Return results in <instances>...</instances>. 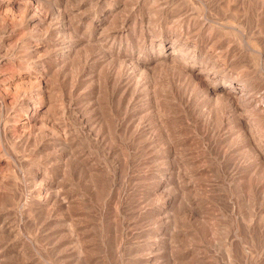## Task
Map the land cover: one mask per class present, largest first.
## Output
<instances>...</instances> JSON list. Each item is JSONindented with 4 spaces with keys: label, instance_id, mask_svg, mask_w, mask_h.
Listing matches in <instances>:
<instances>
[{
    "label": "rangeland",
    "instance_id": "374dc122",
    "mask_svg": "<svg viewBox=\"0 0 264 264\" xmlns=\"http://www.w3.org/2000/svg\"><path fill=\"white\" fill-rule=\"evenodd\" d=\"M24 1L28 2L30 0H0L1 3L0 44L3 43L2 45H4V47L7 48V52L12 55L11 56L12 58L10 57V59H7L3 62L2 69L0 71V104L2 105V106L0 105V109L2 110V114L5 112L4 113L5 116L10 114V112L12 113L14 109L21 107L20 104H18L19 92L26 89L25 92L27 96L29 95L28 90L29 89L33 90L36 87L37 83L35 81L34 74L36 73L38 74L39 71L31 70L29 67L30 64L28 62L33 59H37L38 57H41L38 59H46L47 56L46 52L45 53L43 52L46 51L44 50L45 47H43L41 52L44 53L45 55L39 53L37 54L39 56L35 55L31 59L26 52V47L28 43L31 41V44H34L37 42L38 39L42 42L43 40H50V39L51 40L53 39L54 41H58V40L62 41V40H69V38H73V37H67L65 35L64 37L63 35L60 34H56L58 36L55 39H54V35L53 37L51 36L52 38L50 36L44 38V36H48L47 33L45 34L46 29L44 28V26L43 27L39 26V31H37L38 28L32 29L31 31L30 28H32L33 23L31 22L29 25H26L24 21L20 19L19 16L22 14V6L25 4ZM50 1L54 2L53 8L51 9L47 8V9L49 12H51L50 15L52 16L53 21L59 20V14H58L59 12L63 14L65 12L67 15L69 14L68 16H70V19L73 22L74 27L78 28L79 31L78 35L80 36L82 35V32L85 31L87 33L88 29H92L91 27H93L94 24H96V19L98 18V15L107 14L108 21L104 25L106 27H103V29L106 28L107 31L102 29L103 34L107 35L106 32H108V35L110 36V34L111 35L114 34L116 29L124 30L122 31V36H121L122 40L118 36L116 42H120L121 48L124 51L127 50L128 52H131L132 51L131 49H133L132 52L133 54H135L133 55V57L135 58L137 56L138 57H141L142 55L144 56V54L148 52V50H150L149 45H147L150 39L153 38L157 39L166 36H170L175 39L177 36L179 38L187 37L190 41L192 42L195 41V43H197V45L201 49L203 48L202 52L203 51L207 52L205 54L203 52L205 60L209 58L211 60L218 59L220 63L222 62L226 63L227 67L226 65H223V67L226 68L225 70L228 69L227 71L230 75L232 74L231 75L232 80L236 79L235 81L238 80L237 82L239 81L245 82L244 80L245 78L248 80L250 79L251 81L250 83L252 85L251 93L253 92L252 95L254 101L257 103H261V101H263L262 103L264 104V81H263L264 79V72H263L264 71V58H263L264 57V45H263L264 17H261L259 12L257 13L254 10L253 11L256 14L253 11L251 12L249 11L247 13L242 12V9H240L239 6H236V4H232L231 0H227V1L216 0V3L215 0L212 1L203 0V2L202 0H161V1L152 0V2L151 0H136V1L135 0L132 1L131 0H123V1L122 0H105V1L76 0L78 3L75 0H71V1L58 0L59 2H56L55 0H50ZM80 1H82V3H80ZM205 1L208 2L207 3L208 5L206 4ZM221 1L222 2L224 1L223 3L225 2L226 3L223 4ZM110 2H114V3H110ZM213 2L215 3V5ZM37 3L36 2L33 3L32 5L34 7L33 10H37L39 15L44 14V12L47 11V9L44 6L45 4L43 5L42 3H40V1H38ZM69 3H71V5ZM75 3L82 4L85 11L83 10V8H81L83 11L81 9H76L77 4ZM93 4H95L96 6H94ZM65 5L67 8H65ZM123 5L124 8L122 7ZM125 5L127 6L126 8ZM54 6L58 10L55 9ZM204 6L205 7L208 6L206 10ZM189 7H191L193 10ZM98 8L100 9L98 10ZM119 9L122 12L119 11ZM94 10L96 11V14ZM100 10L102 11L100 12ZM180 11L181 13H179ZM71 12H73V15L75 14L73 16L74 18L71 17L72 16ZM113 12L116 13L117 15L116 18ZM118 13L120 16H118ZM150 14H152L153 16ZM149 15L150 17H148ZM208 16L211 17L209 18ZM79 17H81V19ZM111 17L113 18L112 20H110ZM75 18L76 20H74ZM147 18L149 19V22L147 21ZM205 19L206 20L208 19L207 20L208 22ZM109 20L113 22H110ZM212 20L214 21L213 23ZM254 21L256 23V26L253 25L255 24ZM6 22L8 23V25ZM133 23L134 26H132ZM244 23H246V26H243ZM86 24L89 25L87 26ZM207 24H209L210 26ZM3 25L5 27L6 26L9 27L6 30H3L4 29ZM160 25L162 28L158 27ZM133 27L136 28L134 29ZM155 28L157 31L155 30ZM251 29L253 30L251 31ZM130 32H133L134 34L133 33L132 34L134 36L132 34L130 35ZM179 33L181 34L179 35ZM127 34L128 36L129 35L130 36L128 37ZM154 35L156 37H154ZM109 36L106 39L107 42H105L106 46H108V44H110L111 42ZM142 36L144 37L146 36L145 37L146 40ZM28 37L32 39L30 40ZM178 37L177 39H179ZM2 39L5 40L3 41ZM137 39L138 41L139 40L141 41L138 42ZM261 39L263 43H261L262 42ZM198 40H200V42ZM127 44L128 47H126ZM243 46L246 47V49ZM219 47H222L223 49ZM248 47H250V49ZM229 49L231 51H229ZM11 51H13L14 54H12ZM237 51L240 53H238ZM41 55H44V57ZM217 56H219V58H216ZM97 57L98 55L93 57L90 63L93 64L92 62L94 61L95 58L97 59ZM134 62L135 61L130 62L131 65H133ZM125 63H122L124 67L122 65L115 66L118 75L122 71L123 73L126 71L128 73V76H126L127 73H125L126 77L122 76V78L124 77L123 78L124 85H126L127 83L129 85V88H127L124 91V96H125V98H123L125 99L124 101L122 99H121L122 101L120 100L118 101L117 98L114 96L113 82L108 81L104 73L106 72V67L103 69L102 72V76H104L105 78H103L102 76H101L102 79L97 78V76H95L96 73L95 74L92 73L94 75V80H93V75L88 74L90 78V79L88 78V81H87L88 76L86 75V72L89 69H87L85 73L80 74L78 76L74 74L73 75L74 78L76 77L77 79H74L73 76H71L69 73L56 74L50 72L48 74V77L46 74V78L43 83V88H45L46 91V97L42 101V104L40 105L37 111V121L36 122L32 121L29 123L30 125L28 124L24 127L26 129L25 130L26 134L29 133L28 134L29 139L28 141H25L27 143L25 142L18 143L17 141H15L16 139L14 138V134L16 135L19 131L21 132V130L23 129V126H21V124L24 121L22 119L19 120L18 123L17 121L14 122L15 120H11V122H9L8 124L9 125L8 128L10 130V133L8 134L9 136H6L7 134L5 133H0L1 135L0 136V210H1L0 213H2L0 214V216H2L1 218L3 219L6 218L8 220L7 221L5 219L7 223L8 224L11 223L9 224L10 229L11 230L13 229V232L11 231L12 235L10 234L6 238L0 236V245H5V244L9 245V248L13 250H18L20 248L19 251L21 250V254L23 255V258L21 257L22 260L19 257L17 258L18 260L16 258H13L12 260H10V263L11 264H264V232H263L264 230V179H263L264 161L261 160L262 156H264L263 153L264 148L262 149V147L264 146L263 145L264 126H261L260 129L255 125L256 128H254L253 124L248 125V122L245 119L244 122L245 124L247 123L246 124L247 127L250 126L248 128L249 130L245 131L244 129H242L243 127L240 126L242 124L237 123L236 118L227 117L226 115L224 116L225 117L224 123L222 121V124L220 125L219 121L218 123L216 121H213L214 119L211 118L212 116L211 114H210L211 116L208 117L209 116L208 113L211 112V109L213 107L210 106L212 105L209 104L211 103V101L208 97L204 95L200 86L198 84L196 85V83L191 82L187 79H185L186 81L183 82L182 84L181 81H184L183 80L184 77L179 78L178 76H176L173 79V77H171V75L169 76L167 72L164 74L163 73L159 74V72L157 73L154 72V74H152L151 72L147 71L146 74L149 80L148 83L150 82L149 84L151 83L154 84L151 85L147 84L148 92H146L145 91L146 85L145 84L144 86L142 85L145 82L144 73L143 74L140 73V70H138L137 68H134L135 70L132 69L134 66L129 65L128 64L129 62L126 63L127 65ZM124 64L126 65V67ZM104 66L106 65L104 64ZM117 66H120L121 69L123 70H121L120 67L118 69ZM208 66H210L209 63ZM132 71L135 74L131 73ZM27 72H29V75L26 76V74H28ZM138 73L139 75H137ZM149 73H151L152 76H157V75L158 76L152 77L150 76L151 74ZM161 74L163 76H161ZM62 76H64V78ZM67 76L69 79L71 77L70 79L71 81L73 79L74 80L71 82L67 78ZM82 77L83 79L85 78L84 80L87 83L82 79ZM134 77L135 79H133ZM138 77H141L140 80L142 79L138 83L139 86H137L138 84L136 83L139 80ZM149 77L153 79V81L152 80L150 81ZM167 78L170 79L168 80ZM96 79H97V83L96 84L92 83L94 81L96 82ZM154 79L156 81L158 79V81L156 82ZM179 79L181 80L179 81ZM131 80H133L134 83H132ZM168 81H170L172 85L170 84V82L168 83ZM187 81H189L188 82L189 84L188 83L186 84ZM99 83H102V85L100 86ZM155 83L156 86L161 87V89L158 87L152 89L156 87L154 86ZM134 84H137L136 86L138 88H135L136 86ZM83 85L85 86L83 87ZM92 86H94L95 89L92 88ZM98 86L101 89L105 88L103 90L105 93H102L103 91L97 88ZM166 86H169L168 87L169 89ZM171 87H173L172 89H174V91L171 89ZM187 87H189L190 89H188ZM139 88L141 89L140 91L142 90L144 91L140 93L139 91L137 92L136 90H138ZM175 88H177V90ZM111 89L112 92L110 91ZM198 90L200 91L198 92ZM258 90H260V92ZM97 91L100 94H98ZM189 91H190V95L188 96ZM92 92L93 94L94 93L95 94L93 95ZM200 92H202L204 96L201 95L202 93L200 94ZM256 92L258 94H256ZM156 93L159 94L157 95ZM131 94L132 96L136 97V99L131 97ZM100 95L102 96L104 95L105 97L104 96L101 97ZM128 95L130 96L128 97ZM151 95L152 97H150ZM138 96L141 97L142 99L139 98ZM197 96L199 97V99ZM112 99H114V101ZM257 99L260 100L258 101ZM129 100L130 102L133 103L126 102ZM142 102L144 103L142 104ZM123 103L124 105L126 104V106H124ZM126 107L128 110L125 109ZM219 109L223 110V106H221ZM134 110H136V112ZM141 110L143 111L141 112ZM45 111H47V113ZM125 113L128 114L130 113V114L126 115ZM134 114H136L137 117ZM203 116H205V118ZM209 118L212 120H210ZM152 120L154 123L152 122ZM86 122H88L89 125H87ZM33 123L34 125L32 126ZM224 124H226L227 126ZM165 126L166 128L164 129ZM234 126H236L237 128ZM89 127L91 128V131L86 130ZM224 128L226 131L224 130ZM239 128L241 129V132L242 130H244L243 133L248 135V136L246 135V137L244 136L245 138L248 137L247 140L244 139V137L239 136L241 135L239 134L241 133L239 132L240 131ZM252 129L254 130V132ZM233 130L236 132H234ZM222 132L225 133L223 134ZM226 132L228 134V137L226 135ZM233 133L234 134L236 133L237 135L236 134L234 135ZM181 134L182 136H180ZM257 134L258 135L260 134L259 137ZM223 135H226L224 136L223 139L224 141L221 139L223 138ZM252 136L254 140L255 139L257 140L259 138L261 139V141L259 139L257 140L258 142L253 141L251 139ZM255 136L256 138H254ZM2 137H4V139ZM227 138L230 139L227 140ZM236 138L242 139L244 143L242 141L237 143V141H239L240 139L237 140ZM52 139L55 140L53 141ZM248 139L249 141L250 140L251 141L249 142ZM33 140L36 142H34ZM52 141L53 143H51ZM259 141L262 144V146L259 143ZM250 143H252L254 146L250 145ZM235 144L237 145V147L238 146L239 147L237 148ZM245 144L247 146H245ZM255 146L257 147L255 148ZM245 147L250 148L251 152L250 151L248 152L249 149ZM253 148L255 149V151ZM150 149L151 151H149ZM239 149L240 151H242L243 149V151L240 152ZM252 149L256 155L252 152ZM213 151L215 154L213 153ZM250 153L251 155L252 154L253 155L251 156ZM258 156H260L261 158L259 159ZM77 159L81 161L79 162ZM219 159L222 160L220 161L222 163L219 162ZM259 161H263V162H259ZM253 163L256 165V169L254 168L255 166H253L254 165ZM258 167H260L263 171ZM258 169L261 170L260 174H259L260 170ZM79 170L80 172H78ZM94 170L97 172H95ZM251 171H253V173ZM229 173L231 174L229 175ZM188 175L190 176L188 177ZM211 176H213V179ZM188 179L190 180L187 181ZM84 180L85 182H83ZM218 182L221 183L219 184ZM111 183L114 187L111 185ZM195 183L198 186H195ZM225 184L228 186H226ZM243 186L245 187V189ZM96 189L97 191H95ZM35 191L37 193L40 192V196H37V193ZM56 191L59 193H57ZM198 191H200V196ZM47 192L49 193L45 195L44 193ZM30 193L31 195H29ZM34 193H36V195ZM60 193L62 197L60 196ZM210 193L212 194L210 195ZM42 194L47 199L43 198ZM56 194L57 195L59 194L61 199L56 198V200H54ZM180 194L183 196V198L185 196L184 199H186V197L191 198V200L193 199L192 217H191L192 219L189 225L185 222V212H183L185 206V200L182 198ZM25 197L27 199H25ZM246 198L248 199L249 202H247ZM58 199L59 201L63 199V203L64 204L66 203L68 207H66V205H64V207L61 206ZM205 199L207 200L205 201ZM66 200L68 202H66ZM36 201H39L40 206L34 208L29 205V203H33V202L38 203ZM56 202L57 204L55 205L54 203ZM47 205L49 207L50 205H53L52 207H54V209H52V207L51 209L54 210L55 212L51 211V209H49ZM195 209H198L199 213L197 212V214H195ZM226 209L229 210L227 211ZM47 210H50V213L49 211L47 212ZM2 211L3 212L5 211V213H3ZM45 211L47 212L46 215H44ZM233 213L237 215H233ZM198 215H200L199 217L202 218L199 219ZM209 215H211L212 217ZM12 221H14L15 223ZM211 223L212 225L209 227ZM199 224L200 226H198ZM214 229L216 230V232H214L215 231ZM188 235L191 236L188 237ZM12 238H14L13 241ZM10 240L12 243L9 242ZM189 241H191V243ZM188 242L190 243V245H188L189 244ZM216 242L218 243L219 246L217 245ZM191 245L193 246V248ZM195 245H197L198 247ZM191 249L192 250L196 249V250L193 253ZM183 251H185L186 253H184ZM187 252L189 253L188 260L185 258ZM194 256H196L198 259L196 260V257ZM24 260L25 263L23 262Z\"/></svg>",
    "mask_w": 264,
    "mask_h": 264
},
{
    "label": "bare ground",
    "instance_id": "6f19581e",
    "mask_svg": "<svg viewBox=\"0 0 264 264\" xmlns=\"http://www.w3.org/2000/svg\"><path fill=\"white\" fill-rule=\"evenodd\" d=\"M38 1H40V3H42L44 6H45V8L47 9H51V8H53V3L54 2H52V1H50V0H30V1H28V2H25V4L22 6V14L21 15H19L20 16V19L22 20V21H24V23L26 24V25H29L31 22L33 23V26H32V28H30L31 29V31H32V29H35V28H38L37 29V31H39V26L41 27H43L44 26V28L46 29L45 30V34L47 33V35L48 36H44V38L45 37H53V35H54V39L55 38H57V36L58 35H56V34H60V35H65V36H67V37H73V38H69V40H62V41H60V40H58V41H54L53 39L51 40H43L42 42L38 39L37 40V42L36 43H34V44H31V41L28 43V45H27V47H26V52H27V54L30 56V58L32 59L35 55H37V54H39V53H42L41 51H42V48L43 47H45V49L44 50H46V51H43L44 53L46 52V54H47V56H46V59H38V58H41V57H38L37 59H33V60H31V61H29L28 63L31 65H29V67H30V69L31 70H34V71H39V73L37 74H34V78H35V81H36V87L35 86H33V87H35L33 90H31V89H29L28 90V92H29V95H27L26 96V92H25V90H22L21 92H19V103L18 104H20V108H17V109H14L13 110V112L11 113L10 112V114H8V115H6L5 116V112L2 114V110L0 111V133H5V134H7L6 136H9L8 134L10 133V130H9V128H8V124H9V122H11V120H15L14 122H16L17 121V123H18V121L19 120H23L24 122L21 124V126H23V129L21 130V132L19 131L16 135L14 134V138L16 139H14L15 141H17L18 143H20V142H25V141H28V139H29V133L28 134H26V132H25V126L26 125H28L30 122H36L37 121V111H38V109H39V107H40V105L42 104V101L45 99V97H46V91H45V88H43V83H44V80H45V78H46V74H47V77H48V74L50 73V72H53V73H56V74H65V73H69L71 76H73L74 74L75 75H80V74H83V73H85L86 72V70L87 69H89L87 72H86V75L88 76V74L89 75H91L92 73L93 74H95L96 73V75L95 76H97V78H101V76H102V72H103V69L106 67V72H104L105 73V75H106V77H107V80L108 81H112L113 82V87H114V96L117 98V100L119 101H124L125 99H123V98H125V96H124V91L127 89V88H129V85H128V83L126 84V85H124V77H126V76H128V73H127V71L126 72H124L123 73V71L118 75V72H117V70H116V68H115V66L116 65H122L123 66V64L122 63H127V62H129L128 64L129 65H131V63L130 62H133V61H135L134 62V64L133 65H131V66H134L132 69H134V68H137L138 70H140V73H144V80H145V82L143 83V82H141V83H143L142 85L144 86V84L146 85L145 86V88H146V92H148L147 91V88H148V86H147V84L148 85H151V84H154V83H151V84H149L148 83V78H147V74H146V72L147 71H149V72H151L152 74H154V72H159V74L160 73H168L169 74V76L171 75V77H173V79L176 77V76H178L179 78L181 77H184L183 78V80L184 81H181V83L183 84V82H185L186 80L185 79H187V80H189V81H191V82H194V83H196V85L198 84L199 86H200V88H201V90H202V92L204 93V95L206 96V97H208L209 99H210V101H211V103H209V104H212V105H210V106H212L213 108L211 109V112L210 113H208L209 114V116L208 117H210L211 115V118L212 119H214L213 121H216L217 123H218V121H219V124L221 125L222 124V121H223V123H224V116L226 115L227 117H233V118H236L237 119V123H239V124H242V125H240V126H242V127H240V128H242V129H244L245 131L246 130H249L248 128L250 127H247V123L245 124V119L247 120V122H248V125L249 124H253V126H254V128H256V126L258 127V128H260L261 129V126H264V104L262 103L263 101H261V103H257V102H255L254 101V98H253V95H252V93H251V88H252V85H251V81H250V79L248 80V79H244L245 80V82L244 81H239V82H237V81H235V80H232L231 79V75L228 73V69L227 70H225L226 68L225 67H223V65H226V67H227V64L226 63H220L219 61H218V59L216 60V59H206L205 60V57H204V55H203V52H202V49L197 45V43H195V41L194 42H192V41H190L187 37H183V38H179L178 36V38L179 39H177V37H176V39L175 38H172V37H170V36H166V37H160V38H157V39H155V38H153V39H148L149 40V42H148V44L147 45H149V47H150V50H148V52H146L145 54H144V56L142 55L141 57H133V55H135V54H133V49H131L132 51V53L131 52H128L127 50L126 51H124V50H122V48H121V44H120V42H116V39L118 38V36L120 37V39H121V36H122V31H124V30H118V29H116L115 30V32H114V34L113 35H111L110 34V36L108 35V32H106L107 31V29L105 28V29H103V27H106V26H104L105 24H106V22L108 21V15L107 14H104V15H98V18L96 19V24H94V26L93 27H91L92 29H88V32L86 33L84 30V32H82V35L80 36V35H78V28L77 27H74V25H73V22L71 21V19H70V16H68L65 12H64V14L63 13H60L59 11L60 10H62V9H60L58 12V14H59V20L58 21H53V18H52V16L50 15V13L51 12H49L48 11V9H47V11H45L44 12V14H41V15H39V13L37 12V10H33V3H37ZM41 1H43V2H41ZM56 2H59L58 0H55ZM71 1V0H70ZM76 1V0H75ZM93 1V0H92ZM99 1V0H98ZM105 1V0H104ZM103 1V2H104ZM123 1V0H122ZM132 1V0H131ZM136 1V0H135ZM154 1V0H153ZM161 1V0H160ZM159 1V2H160ZM212 1V0H211ZM227 1V0H226ZM61 2V1H60ZM63 2V1H62ZM69 2V1H68ZM68 2H67V4H68ZM77 2V1H76ZM97 2V1H96ZM95 2V3H96ZM107 2V1H106ZM109 2V1H108ZM118 2V1H117ZM117 2H115V3H117ZM151 2H152V0H151ZM158 2V1H157ZM187 2V1H186ZM202 2H203V0H202ZM206 2V1H205ZM222 2V1H221ZM224 2V1H223ZM222 2V3H223ZM231 2H232V4H236V6H239L240 7V9H242V12H245V13H247V12H251V11H256L257 13L259 12L260 13V16L261 17H264V0H231ZM4 3V2H3ZM73 3V2H72ZM78 3V2H77ZM77 3H75V4H77ZM80 3H82V1H80ZM77 4V7H76V9H81V8H83V5L82 4ZM92 3V2H91ZM110 3H114V2H110ZM109 3V4H110ZM164 3V2H163ZM208 2H206V4H207ZM214 3V2H213ZM215 3H216V0H215ZM215 3H214V5H215ZM226 3V2H225ZM225 3H223V4H225ZM38 4V3H37ZM61 4V3H60ZM70 5H71V3H69ZM102 4V3H101ZM104 4V3H103ZM108 4V5H109ZM136 4V3H135ZM142 4V3H141ZM160 4H162V3H160ZM186 4V3H185ZM203 4V3H202ZM0 5H1V3H0ZM94 6H96L95 4H93ZM105 5V4H104ZM113 5V4H112ZM153 5H155V4H153ZM208 5V4H207ZM212 5V4H211ZM222 5V4H221ZM63 6H64V4H63ZM87 6V5H86ZM90 6V5H89ZM186 6V5H185ZM227 6V5H226ZM225 6V7H226ZM233 6V5H232ZM10 7V6H9ZM8 7V8H9ZM88 7V6H87ZM92 7V6H91ZM90 7V8H91ZM99 7V6H98ZM112 7V6H111ZM123 8H124V5L122 6ZM127 6L125 5V8H126ZM156 7V6H155ZM160 7V6H159ZM187 7V6H186ZM208 6H204V8H205V10H206V8H207ZM235 7V6H234ZM54 8H55V6H54ZM65 8H67L66 7V5H65ZM65 8H64V10H65ZM75 8V7H74ZM73 8V9H74ZM102 8V7H101ZM132 8V7H131ZM138 8V7H137ZM157 8V7H156ZM167 8V7H166ZM183 8V7H182ZM189 8H191V7H189ZM217 8V7H216ZM230 8H231V6H230ZM45 9V10H46ZM55 9H57V8H55ZM92 9V8H91ZM100 8H98V10H99ZM103 9H104V7H103ZM116 9V8H115ZM122 9V8H121ZM186 9V8H185ZM192 9V8H191ZM10 10V9H9ZM20 10V9H19ZM54 10V9H53ZM52 10V11H53ZM58 10V9H57ZM64 10H62V11H64ZM69 10V9H68ZM70 10H71V8H70ZM82 10V9H81ZM83 10H84V8H83ZM82 10V11H83ZM87 10H89V9H87ZM181 10V9H180ZM193 10V9H192ZM211 10V9H210ZM232 10V9H231ZM73 11V10H72ZM85 11V10H84ZM102 10H100V12H101ZM116 11V10H115ZM118 11V10H117ZM119 11H121L120 9H119ZM147 11V10H146ZM149 11V10H148ZM184 11V10H183ZM182 11V12H183ZM191 11V10H190ZM238 11V10H237ZM253 11V12H254ZM56 12V11H55ZM55 12H54V14H55ZM70 12V11H69ZM77 12H79V11H77ZM94 12H95V14H96V11L94 10ZM98 12V11H97ZM122 12V11H121ZM192 12V11H191ZM217 12V11H216ZM239 12V11H238ZM72 13V16L71 17H73L74 15H73V12H71ZM74 13H76V12H74ZM84 13V12H83ZM87 13H88V11H87ZM86 13V14H87ZM111 13V12H110ZM114 13V12H113ZM148 13V12H147ZM167 13V12H166ZM179 13H181V11L179 12ZM190 13V12H189ZM196 13V12H195ZM241 13V12H240ZM239 13V14H240ZM255 13V12H254ZM53 14V13H52ZM79 14V13H78ZM81 14H82V12H81ZM93 14V13H92ZM109 14V13H108ZM115 14V18H116V13H114ZM161 14V13H160ZM191 14V13H190ZM189 14V15H190ZM210 14V13H209ZM228 14V13H227ZM256 14V13H255ZM254 14V15H255ZM63 15V16H62ZM150 15H152V14H150ZM150 15L148 16V17H150ZM155 15V14H154ZM201 15V14H200ZM17 16H18V14H17ZM76 16H77V14H76ZM84 16V15H83ZM114 16V15H113ZM118 16H120L119 15V13H118ZM123 16V15H122ZM126 16V15H125ZM146 16H147V14H146ZM153 16V15H152ZM171 16V15H170ZM184 16V15H183ZM196 16V15H195ZM204 16V15H203ZM236 16V15H235ZM239 16V15H238ZM56 17H57V15H56ZM82 17V16H81ZM81 17H79L80 19H81ZM86 17V16H85ZM90 17V16H89ZM94 17V16H93ZM156 17V16H155ZM158 17H160V16H158ZM162 17V16H161ZM200 17V16H199ZM206 17V16H205ZM204 17V18H205ZM209 17V16H208ZM211 17V16H210ZM209 17V18H210ZM74 18V17H73ZM87 18V17H86ZM110 18V17H109ZM121 18V17H120ZM125 18H127V17H125ZM124 18V19H125ZM143 18V17H142ZM145 18V17H144ZM153 18V17H152ZM236 18V17H235ZM248 18V17H247ZM55 19V18H54ZM93 19V18H92ZM113 18L111 17V19L110 20H112ZM188 19V18H187ZM212 19V18H211ZM240 19H241V17H240ZM74 20H76V18L74 19ZM85 20V19H84ZM94 20V19H93ZM109 20V21H110ZM118 20H119V18H118ZM127 20V19H126ZM129 20V19H128ZM132 20H134V19H132ZM143 20V19H142ZM146 20V19H145ZM206 20V19H205ZM208 20V19H207ZM206 20V21H207ZM237 20V19H236ZM83 21V20H82ZM89 21H90V19H89ZM125 21V20H124ZM131 21V20H130ZM139 21H141V20H139ZM147 21L149 22V19L147 18ZM172 21V20H171ZM177 21V20H176ZM202 21V20H201ZM200 21V22H201ZM205 21V22H206ZM240 21V20H239ZM242 21H243V19H242ZM256 21V20H255ZM255 21H254V23H255ZM88 22V21H87ZM92 22V21H91ZM94 22V21H93ZM110 22H113V21H110ZM110 22H109V24H110ZM118 22V21H117ZM119 22H120V20H119ZM144 22V21H143ZM159 22V21H158ZM161 22H162V20H161ZM186 22V21H185ZM208 22V21H207ZM214 21L212 20V23H213ZM246 22V21H245ZM7 23V22H6ZM78 23H80V22H78ZM90 23V22H89ZM116 23V22H115ZM126 23V22H125ZM135 23V22H134ZM134 23H133V25L132 26H134ZM137 23V22H136ZM204 23V22H203ZM203 23H202V25H203ZM243 23V22H242ZM4 24V23H3ZM77 24V23H76ZM75 24V25H76ZM124 24V23H123ZM132 24V23H131ZM173 24V23H172ZM184 24V23H183ZM199 24V23H198ZM205 24V23H204ZM7 25H8V23H7ZM79 25V24H78ZM87 25V24H86ZM89 25V24H88ZM87 25V26H88ZM112 25V24H111ZM110 25V26H111ZM181 25V24H180ZM179 25V26H180ZM190 25H191V22H190ZM195 25V24H194ZM207 25H209V24H207ZM233 25V24H232ZM254 26H256V23L255 24H253ZM4 26V25H3ZM119 26V25H118ZM121 26V25H120ZM124 26V25H123ZM136 26H137V24H136ZM139 26H141V25H139ZM156 26V25H155ZM210 26V25H209ZM215 26V25H214ZM239 26V25H238ZM243 26H246V23H244L243 24ZM264 26V25H263ZM9 27V26H8ZM7 26L5 27L4 26V29L3 30H6L7 28H8ZM112 27V26H111ZM159 28L161 27V25L160 26H158ZM201 27V26H200ZM202 27H204V26H202ZM206 27V26H205ZM248 27V26H247ZM2 28V27H1ZM115 28H117V27H115ZM121 28V27H120ZM134 29L136 28V27H133ZM158 28V29H159ZM162 28V27H161ZM180 28V27H179ZM190 28V27H189ZM196 28H198V27H196ZM195 28V29H196ZM235 28V27H234ZM252 28H254V27H252ZM11 29V28H10ZM9 29V30H10ZM42 29V28H41ZM81 29V28H80ZM106 30L105 32L107 33V35H104L103 34V30ZM147 29V28H146ZM173 29V28H172ZM185 29V28H184ZM210 29V28H209ZM229 29V28H228ZM258 29H259V27H258ZM1 30V29H0ZM108 30H109V28H108ZM113 30V29H112ZM141 30H142V28H141ZM155 30H156V28H155ZM163 30H165V29H163ZM167 30V29H166ZM174 30V29H173ZM206 30V29H205ZM253 29H251V31H252ZM34 31V30H33ZM36 31V30H35ZM43 31V30H42ZM131 31V30H130ZM157 31V30H156ZM177 31V30H176ZM186 31V30H185ZM184 31V32H185ZM193 31V30H192ZM191 31V32H192ZM208 31V30H207ZM240 31H241V29H240ZM247 31V30H246ZM250 31V30H249ZM111 32V31H110ZM141 32V31H140ZM139 32V33H140ZM146 32V31H145ZM160 32V31H159ZM158 32V33H159ZM168 32V31H167ZM201 32V31H200ZM205 32V31H204ZM215 32V31H214ZM238 32H239V30H238ZM257 32V31H256ZM2 33V32H1ZM6 33V32H5ZM11 33V32H10ZM133 32H130V35L132 34ZM142 33H144V32H142ZM166 33V32H165ZM171 33V32H170ZM175 33V32H174ZM177 33V32H176ZM206 33H208V32H206ZM37 34V33H36ZM45 34H43V35H45ZM125 34V33H124ZM134 34V33H133ZM132 34V35H133ZM167 34V33H166ZM181 33H179V35H180ZM214 34V33H213ZM247 34V33H246ZM12 35V34H11ZM56 35V36H55ZM59 35V36H60ZM78 35V36H77ZM129 35V36H130ZM139 35V34H138ZM141 35V34H140ZM148 35V34H147ZM185 35V34H184ZM201 35V34H200ZM242 35H244V34H242ZM62 36V37H63ZM64 36V37H65ZM77 36V37H76ZM110 37V39H111V42H110V44H108V46H106V44H105V42H107V37ZM127 36H128V34H127ZM128 36V37H129ZM134 36V35H133ZM183 36V35H182ZM209 36V35H208ZM207 36V37H208ZM258 36V35H257ZM51 37V38H52ZM62 37H61V39H62ZM138 37H140V36H138ZM143 38H145L144 36H142ZM141 37V38H142ZM154 37H156L155 35H154ZM158 37V36H157ZM181 37V36H180ZM196 37V36H195ZM200 37V36H199ZM203 37V36H202ZM243 37V36H242ZM259 37V36H258ZM258 37H257V39H258ZM262 37V36H261ZM260 37V38H261ZM9 38V37H8ZM29 38V37H28ZM127 38V37H126ZM125 38V39H126ZM131 38V37H130ZM148 38V37H147ZM149 38H151V37H149ZM256 38V37H255ZM30 39V38H29ZM32 39V38H31ZM30 39V40H31ZM48 39V38H47ZM65 39V38H64ZM133 39V38H132ZM191 39V38H190ZM194 39V38H193ZM244 39V38H243ZM3 40V39H2ZM5 40V39H4ZM3 40V41H4ZM57 40V39H56ZM122 40V39H121ZM144 40V39H143ZM145 40H146V38H145ZM33 41H36V40H33ZM119 41V40H118ZM128 41H130V40H128ZM137 41H138V39H137ZM139 41H141V40H139ZM138 41V42H139ZM199 42H200V40H198ZM213 41V40H212ZM261 41H262V39H261ZM260 41V42H261ZM264 41V40H263ZM263 41L261 42V43H263ZM136 42V41H135ZM205 42V41H204ZM207 42V41H206ZM210 42V41H209ZM8 43V42H7ZM123 43V42H122ZM132 43V42H131ZM142 43V42H141ZM141 43H139V44H141ZM144 43V42H143ZM242 43H243V40H242ZM3 44V43H2ZM2 44H0V71H1V69H2V65H3V62L5 61V60H7V59H10V57L12 56L11 54H9L8 52H7V48H5L4 47V45H2ZM209 44V43H208ZM215 44V43H214ZM2 45V46H1ZM6 45V44H5ZM10 45V44H9ZM117 45V46H116ZM223 45H225V44H223ZM248 45V44H247ZM264 45V44H263ZM262 45V46H263ZM142 46V45H141ZM140 46V47H141ZM201 46V45H200ZM117 47V48H116ZM126 47H128V44H127V46ZM144 47V46H143ZM237 47V46H236ZM244 47V46H243ZM50 48V49H49ZM124 48V47H123ZM217 48V47H216ZM219 48H222V47H219ZM231 48V47H230ZM245 49H246V47H244ZM249 49H250V47H248ZM10 49H12V48H10ZM52 49V50H51ZM147 49V48H146ZM205 49V48H204ZM223 49V48H222ZM237 49V48H236ZM238 49H239V47H238ZM137 50V49H136ZM141 50V49H140ZM139 50V51H140ZM248 50V49H247ZM14 51H15V49H14ZM130 51V50H129ZM142 51H143V49H142ZM206 51V50H205ZM229 51H231L230 49H229ZM236 51V50H235ZM241 51V50H240ZM242 51H244V50H242ZM12 52V54H14V52L13 51H11ZM209 52H210V50H209ZM214 52V51H213ZM238 52V51H237ZM248 52V51H247ZM259 52V51H258ZM263 52V51H262ZM24 53V52H23ZM44 53H42V54H44ZM205 53H207V52H204V54ZM229 53V52H228ZM238 53H240V52H238ZM244 53V52H243ZM260 53V52H259ZM143 54V53H142ZM211 54V53H210ZM218 54V53H217ZM45 55V54H44ZM44 55H41V56H43L44 57ZM96 55H98V57H97V59H96V61H95V59H94V61L92 62L93 64H91L90 63V61H91V59L93 58V57H95ZM99 55H101V56H99ZM208 55V54H207ZM214 55V54H213ZM238 55V54H237ZM14 56V55H13ZM37 56H39V55H37ZM211 56V55H210ZM230 56V55H229ZM260 56H261V54H260ZM233 57V56H232ZM12 58V57H11ZM14 58V57H13ZM16 58V57H15ZM216 58H219V56H217ZM261 58V57H260ZM264 58V57H263ZM134 59V60H133ZM236 59H238V58H236ZM235 59V60H236ZM14 60V59H13ZM104 60V61H103ZM133 60V61H132ZM222 60V59H221ZM20 61V60H19ZM22 61V60H21ZM227 61V60H226ZM17 62V61H16ZM234 62V61H233ZM238 62V61H237ZM243 62V61H242ZM241 62V63H242ZM21 63V62H20ZM89 63H90V65H89ZM125 63V64H126ZM208 63L210 64V66H208ZM228 63H229V60H228ZM247 63H249V62H247ZM19 64V63H18ZM104 64L106 65V66H104ZM124 64V65H125ZM236 64V63H235ZM21 65V64H20ZM127 65V64H126ZM126 65H125V67H126ZM230 65H232V64H230ZM229 65V66H230ZM250 65V64H249ZM248 65V66H249ZM263 66V65H262ZM118 67V69H119V67L120 66H117ZM124 67V66H123ZM231 68V67H230ZM251 68V67H250ZM120 69H121V67H120ZM128 69H129V67H128ZM132 69H130V70H132ZM121 70H123V69H121ZM135 70V69H134ZM66 71V72H65ZM124 71H125V69H124ZM230 71V70H229ZM232 71V70H231ZM262 71H263V69H262ZM128 72H130V71H128ZM137 72V71H136ZM139 72V71H138ZM264 72V71H263ZM28 74H26V76L27 75H29V72H27ZM53 73H52V75H53ZM125 73H127V75L125 76ZM131 73H133V74H135L133 71L131 72ZM151 73H149V74H151ZM92 74V75H93ZM132 74V75H133ZM152 74L150 75V76H152ZM68 75V74H67ZM137 75H139V73L137 74ZM141 75V74H140ZM157 75V74H156ZM236 75V74H235ZM237 75H238V73H237ZM250 75V74H249ZM248 75V76H249ZM122 76H124L123 78H122ZM135 76V75H134ZM158 76V75H157ZM157 76H152V77H157ZM161 76H163L162 74H161ZM248 76H247V78H248ZM63 78H64V76H62ZM70 77V76H69ZM103 78H105L104 76H102ZM142 77H143V75H142ZM167 77V76H166ZM166 77H165V79H166ZM67 78H68V76H67ZM73 78H74V76H73ZM88 78H89V76L87 77V81H88ZM130 78V77H129ZM131 78H132V76H131ZM138 78H139V80H138ZM137 78V80H138V82H136L137 84L139 83V81H141L140 80V78L141 77H138ZM150 78V77H149ZM162 78V77H161ZM242 78V77H241ZM251 78V77H250ZM257 78V77H256ZM62 79V78H61ZM69 79V78H68ZM70 79H71V77H70ZM69 79V80H70ZM74 79H77L76 77L74 78ZM73 79V80H74ZM82 79H83V77H82ZM85 79V78H84ZM83 79V80H84ZM90 79V78H89ZM102 79V78H101ZM133 79H135V77L133 78ZM159 79V78H158ZM158 79H157V81H158ZM164 79V78H163ZM164 79V80H165ZM168 80L170 79V78H167ZM176 79H178V78H176ZM254 79H255V76H254ZM31 80V79H30ZM72 80V81H73ZM93 80H94V75H93ZM105 80V79H104ZM103 80V81H104ZM127 80V79H126ZM153 81V79H151L150 78V81ZM155 80V79H154ZM162 80V79H161ZM181 79H179V81H180ZM9 81V80H8ZM11 81V80H10ZM21 81H23V80H21ZM51 81V80H50ZM71 81V80H70ZM69 81V82H70ZM71 81V82H72ZM85 81V80H84ZM98 81H99V79H98ZM107 81V82H108ZM147 81V82H146ZM156 81V80H155ZM156 81V82H157ZM176 81V80H175ZM189 81H187L186 82V84L189 82ZM254 81V80H253ZM263 81H264V79H263ZM15 82V81H14ZM70 82V83H71ZM78 82V81H77ZM86 82V81H85ZM84 82V83H85ZM91 82H92V80H91ZM91 82H89V83H91ZM101 82V81H100ZM128 82V81H127ZM131 82L132 83H134L133 82V80H131ZM162 82V81H161ZM164 82V81H163ZM170 81H168V83H169ZM9 83V82H8ZM16 83V82H15ZM87 83V82H86ZM92 83H97V79H96V82L94 81V82H92ZM140 83V84H141ZM166 83H167V81H166ZM165 83V84H166ZM55 84V83H54ZM72 84V83H71ZM100 84V86L102 85V83H99ZM137 84H134L135 86L137 85ZM161 84V83H160ZM164 84V83H163ZM170 84L172 85V83L170 82ZM170 84H168V85H170ZM176 84V83H175ZM189 84V83H188ZM253 84H254V82H253ZM26 85V84H25ZM45 85V84H44ZM69 85V84H68ZM74 85V84H73ZM80 85V84H79ZM93 85V84H92ZM98 85V84H97ZM107 85H109V84H107ZM193 85V84H192ZM72 86V85H71ZM81 86V85H80ZM85 85H83V87H84ZM94 86H96V85H94ZM94 86H92V88H94ZM109 86H111V85H109ZM137 86H139V84L137 85ZM135 87V88H138V87ZM141 86V85H140ZM154 86H156V83H155V85ZM153 86V87H154ZM163 86V85H162ZM175 86V85H174ZM190 86V85H189ZM257 86V85H256ZM259 86V85H258ZM16 87V86H15ZM91 87V86H90ZM106 87V86H105ZM132 87V86H131ZM134 87V86H133ZM142 87V86H141ZM158 86H156V87H154V88H152V89H155V88H157ZM167 88L169 87V86H166ZM165 87V88H166ZM198 87V86H197ZM255 87V86H254ZM82 88V87H81ZM97 88H99V89H101L99 86L97 87ZM97 88H96V90H97ZM108 88H110V87H108ZM144 88V87H143ZM158 88H160L161 89V87H158ZM166 88V89H167ZM173 87H171V89H172ZM188 89H190L189 87H187ZM192 88V87H191ZM257 88V87H256ZM260 88V87H259ZM16 89V88H15ZM71 89H72V87H71ZM73 89H74V87H73ZM77 89V88H76ZM86 89V88H85ZM95 89V88H94ZM93 89V90H94ZM105 89V88H104ZM104 89H101L102 91L104 90ZM107 89V88H106ZM160 89H159V91H160ZM165 89V90H166ZM169 89V88H168ZM176 90H177V88H175ZM183 89H184V86H183ZM261 89V88H260ZM83 90V89H82ZM132 90V89H131ZM134 90H136V89H134ZM141 89L139 88L138 90H136L137 92L139 91V93L140 92H143L144 90H142V91H140ZM158 90V89H157ZM163 90V89H162ZM173 91H174V89H172ZM171 90V91H172ZM71 91V90H70ZM87 91V90H86ZM92 91V90H91ZM99 91V90H98ZM97 91V92H98ZM101 91V92H102ZM107 91H109V90H107ZM111 92H112V89L110 90ZM150 91V90H149ZM155 91V90H154ZM167 91V90H166ZM191 91V90H190ZM190 91H189V93H188V96L190 95ZM200 90H198V92H199ZM253 91V90H252ZM259 92H260V90H258ZM27 92V93H28ZM73 92V91H72ZM93 92H95V91H93ZM93 92H92V94H93ZM128 92V91H127ZM135 92V91H134ZM156 92V91H155ZM202 92H200V94L202 93ZM52 93V92H51ZM102 93H105L104 91L102 92ZM101 93V94H102ZM162 93H163V91H162ZM171 93V92H170ZM177 93V92H176ZM182 93H183V91H182ZM203 93L201 94V95H203ZM95 94V93H94ZM93 94V95H94ZM98 94H100L99 92H98ZM148 94V93H147ZM152 94V93H151ZM157 94V93H156ZM159 94V93H158ZM157 94V95H158ZM172 94H174V93H172ZM194 94V93H193ZM192 94V95H193ZM199 94V93H198ZM256 94H258L257 92H256ZM141 95V94H140ZM144 95H145V93H144ZM150 95V94H149ZM156 95V96H157ZM203 95V96H204ZM13 96V95H12ZM96 96V95H95ZM97 96H99V95H97ZM101 97H103L102 95H100ZM113 96V97H114ZM130 95H128V97H129ZM173 96V95H172ZM177 96V95H176ZM105 97V96H104ZM107 97V96H106ZM127 97V98H128ZM131 97H133V98H135L136 99V97H134V96H132V94H131ZM139 97V96H138ZM146 97H147V95H146ZM150 97H152V95L150 96ZM174 97V96H173ZM172 97V98H173ZM198 97V96H197ZM196 97V98H197ZM202 97V96H201ZM109 98H110V96H109ZM132 98V99H133ZM139 98H141V97H139ZM148 98H149V96H148ZM154 98V97H153ZM167 98V97H166ZM175 98V97H174ZM181 98V97H180ZM190 98V97H189ZM65 99V98H64ZM96 99H99V98H96ZM104 99V98H103ZM122 99V100H121ZM134 99V100H135ZM142 99V98H141ZM198 99H199V97H198ZM197 99V100H198ZM256 99V98H255ZM15 100V99H14ZM48 100V99H47ZM105 100V99H104ZM109 100H111V99H109ZM113 101H114V99H112ZM130 100H131V98H130ZM130 100L129 101H126L127 103H129L130 102ZM137 100H138V98H137ZM136 100V101H137ZM140 100V99H139ZM169 100V99H168ZM187 100V99H186ZM192 100V99H191ZM258 100V99H257ZM260 100V99H259ZM258 100V101H259ZM91 101H93V100H91ZM157 101H158V99H157ZM188 101V100H187ZM209 101V100H208ZM4 102V101H3ZM2 102V103H3ZM126 102H124V103H126ZM135 102V101H134ZM86 103H88V102H86ZM116 103H117V101H116ZM124 103H123V105H124ZM130 103H133V102H130ZM144 102H142V104H143ZM163 103H165V102H163ZM208 103V102H207ZM50 104V103H49ZM208 104V105H209ZM1 105V104H0ZM88 105V104H87ZM100 105V104H99ZM146 105H148V104H146ZM183 105V104H182ZM185 105V104H184ZM2 106V105H1ZM93 106V105H92ZM124 106H126V104L124 105ZM127 106H128V104H127ZM141 106V105H140ZM174 106V105H173ZM188 106V105H187ZM209 106V107H210ZM221 106H223V110L222 109H219ZM4 107V106H3ZM91 107V106H90ZM178 107V106H177ZM186 107V106H185ZM189 107V106H188ZM46 108H48V107H46ZM86 108V107H85ZM98 108V107H97ZM158 108H159V106H158ZM162 108V107H161ZM187 108V107H186ZM191 108V107H190ZM193 108V107H192ZM119 109V108H118ZM125 109H127V107L125 108ZM154 109V108H153ZM165 109V108H164ZM182 109V108H181ZM9 110H11V109H9ZM104 110V109H103ZM102 110V111H103ZM128 110V109H127ZM159 110V109H158ZM157 110V111H158ZM209 110V109H208ZM87 111V110H86ZM95 111V110H94ZM100 111V110H99ZM101 111V112H102ZM135 112H136V110H134ZM143 110H141V112H142ZM176 111V110H175ZM181 111V110H180ZM9 112V111H8ZM40 112V111H39ZM46 113H47V111H45ZM154 112V111H153ZM207 112H209V111H207ZM106 113V112H105ZM152 113V112H151ZM198 113V112H197ZM204 113V112H203ZM202 113V114H203ZM77 114V113H76ZM110 114V113H109ZM126 115L128 114V113H125ZM130 114V113H129ZM128 114V115H129ZM144 114V113H143ZM156 114V113H155ZM211 114V115H210ZM42 115H43V113H42ZM111 115V114H110ZM121 115H123V114H121ZM135 116H136V114H134ZM159 115V114H158ZM181 115V114H180ZM84 116V115H83ZM102 116V115H101ZM100 116V117H101ZM106 116V115H105ZM120 116V115H119ZM131 116V115H130ZM152 116V115H151ZM160 116V115H159ZM196 116V115H195ZM79 117V116H78ZM115 117V116H114ZM113 117V118H114ZM132 117V116H131ZM137 117V116H136ZM157 117V116H156ZM200 117H201V115H200ZM204 118H205V116H203ZM94 118V117H93ZM124 118V117H123ZM135 118V117H134ZM153 118V117H152ZM232 118V119H233ZM89 119H91V118H89ZM104 119V118H103ZM110 119V118H109ZM132 119V118H131ZM210 119V118H209ZM212 119H210V120H212ZM230 119V118H229ZM228 119V120H229ZM244 119V120H243ZM80 120V119H79ZM97 120H98V118H97ZM129 120V119H128ZM148 120V119H147ZM177 120V119H176ZM186 120V119H185ZM106 121V120H105ZM105 121H104V123H105ZM116 121V120H115ZM135 121H136V119H135ZM156 121V120H155ZM171 121V120H170ZM202 121H203V119H202ZM233 121H235V120H233ZM41 122V121H40ZM82 122H83V120H82ZM99 122V121H98ZM118 122H120V121H118ZM146 122V121H145ZM152 122H153V120H152ZM160 122V121H159ZM201 122V121H200ZM228 122V121H227ZM231 122H232V120H231ZM87 123V125H89L88 124V122H86ZM86 123H85V125H86ZM92 123V122H91ZM123 123V122H122ZM132 123V122H131ZM154 123V122H153ZM158 123V122H157ZM226 123V122H225ZM128 124V123H127ZM165 124H167V123H165ZM173 124V123H172ZM198 124V123H197ZM206 124V123H205ZM238 124V125H239ZM30 125V124H29ZM34 125V123L32 124V126ZM36 125V124H35ZM101 125V124H100ZM106 125V124H105ZM117 125H118V123H117ZM125 125H126V123H125ZM133 125V124H132ZM154 125V124H153ZM157 125V124H156ZM199 125H200V123H199ZM209 125V124H208ZM224 125H226V124H224ZM256 125V126H255ZM31 126V127H32ZM91 126V125H90ZM120 126V125H119ZM123 126V125H122ZM163 126V125H162ZM167 126V125H166ZM166 126L164 127V129L166 128ZM195 126H197V125H195ZM206 126V125H205ZM204 126V127H205ZM211 126V125H210ZM227 126V125H226ZM105 127V126H104ZM109 127V126H108ZM125 127V126H124ZM148 127V126H147ZM159 127V126H158ZM172 127V126H171ZM174 127V126H173ZM192 127V126H191ZM234 127H236V126H234ZM252 127V126H251ZM39 128V127H38ZM107 128V127H106ZM153 128V127H152ZM182 128V127H181ZM213 128H215V127H213ZM229 128V127H228ZM227 128V129H228ZM237 128V127H236ZM239 128V129H240ZM11 129V128H10ZM119 129H120V127H119ZM134 129V128H133ZM183 129V128H182ZM189 129V128H188ZM202 129V128H201ZM210 129V128H209ZM232 129H233V127H232ZM231 129V130H232ZM235 129V128H234ZM87 131L89 130V131H91V128L89 127L88 129H86ZM85 130V131H86ZM131 130V129H130ZM135 130V129H134ZM133 130V131H134ZM197 130V129H196ZM195 130V131H196ZM224 130H225V128H224ZM229 130V129H228ZM244 130H242V132H241V129H240V131L239 132H241V133H239V134H241V135H239V136H241V137H246V135L247 134H245V133H243V131ZM253 130V129H252ZM17 131H18V129H17ZM205 131H206V128H205ZM204 131V132H205ZM212 131V130H211ZM219 131H221V130H219ZM226 131V130H225ZM234 131V130H233ZM260 131V130H259ZM263 131H264V129H263ZM29 132V131H28ZM106 132V131H105ZM164 132V131H163ZM162 132V133H163ZM175 132V131H174ZM186 132V131H185ZM194 132V131H193ZM230 132V131H229ZM234 132H236V131H234ZM253 132H254V130H253ZM257 132V131H256ZM64 133V132H63ZM66 133V132H65ZM89 133V132H88ZM216 133H217V131H216ZM215 133V134H216ZM223 133V132H222ZM221 133V134H222ZM225 133V132H224ZM223 133V134H224ZM231 133V132H230ZM238 133V132H237ZM245 134V135H243V134ZM11 134H12V132H11ZM159 134V133H158ZM157 134V135H158ZM161 134V133H160ZM195 134V133H194ZM204 134V133H203ZM212 134V133H211ZM234 134V133H233ZM236 134V133H235ZM234 134V135H235ZM249 134H250V132H249ZM68 135H69V133H68ZM172 135V134H171ZM178 135V134H177ZM207 135V134H206ZM226 135H227V137H228V134H227V132H226ZM226 135H223V138H221L222 140L224 139V136H226ZM237 135V134H236ZM253 135V134H252ZM258 135V134H257ZM256 135V136H257ZM260 135V134H259ZM259 135H258V137H259ZM262 135V134H261ZM1 136V135H0ZM4 136V135H3ZM97 136V135H96ZM112 136V135H111ZM117 136V135H116ZM180 136H182V134L180 135ZM204 136V135H203ZM248 136V135H247ZM251 136V135H250ZM249 136V137H250ZM256 136L254 137V138H256ZM12 137H13V135H12ZM110 137V136H109ZM197 137V136H196ZM201 137H202V135H201ZM217 137H218V135H217ZM233 137V136H232ZM232 137H231V139H232ZM236 137V136H235ZM244 137V139H246L247 140V138H245ZM257 137V138H258ZM261 137V136H260ZM3 139H4V137H2ZM36 138V137H35ZM63 138H65V137H63ZM96 138V137H95ZM94 138V139H95ZM137 138V137H136ZM156 138V137H155ZM176 138V137H175ZM206 138V137H205ZM2 139V140H3ZM31 139V138H30ZM170 139V138H169ZM171 139H173V138H171ZM179 139V138H178ZM220 139V138H219ZM220 139V140H221ZM228 139H230V138H227V140ZM237 140L238 139H240V138H236ZM253 141H257L256 139L254 140L253 139V136H252V138H251ZM53 140V139H52ZM55 140V139H54ZM53 140V141H54ZM109 140H111V139H109ZM162 140V139H161ZM181 140V139H180ZM206 140V139H205ZM260 141H261V139H259ZM31 141V140H30ZM34 141V140H33ZM42 141V140H41ZM53 141L51 142V143H53ZM61 141V140H60ZM152 141V140H151ZM194 141V140H193ZM217 141V140H216ZM224 141V140H223ZM231 141V140H230ZM236 141V140H235ZM240 141H242V139H240L239 141H237V143L238 142H240ZM248 141H249V139H248ZM251 141V140H250ZM249 141V142H250ZM260 141H259V143H260ZM34 142H36V141H34ZM33 142V143H34ZM40 142V141H39ZM66 142V141H65ZM100 142V141H99ZM113 142V141H112ZM165 142V141H164ZM226 142V141H225ZM243 142V141H242ZM249 142H247V143H249ZM258 142V141H257ZM2 143V142H1ZM25 143H27V142H25ZM47 143V142H46ZM156 143V142H155ZM158 143V142H157ZM160 143H161V141H160ZM183 143V142H182ZM212 143H214V142H212ZM244 143V142H243ZM31 144V143H30ZM45 144V143H44ZM48 144H49V142H48ZM60 144V143H59ZM65 144V143H64ZM166 144H167V142H166ZM209 144V143H208ZM217 144V143H216ZM222 144V143H221ZM255 144H257V143H255ZM261 144V143H260ZM260 144H258V145H260ZM2 145V144H1ZM38 145V144H37ZM54 145V144H53ZM187 145V144H186ZM232 145V144H231ZM236 145V144H235ZM241 145H242V143H241ZM249 145V144H248ZM250 145H252V146H254L252 143H250ZM257 145V146H258ZM263 145H264V143H263ZM33 146V145H32ZM57 146V145H56ZM102 146V145H101ZM105 146V145H104ZM211 146V145H210ZM209 146V147H210ZM224 146V145H223ZM245 146H247L246 144H245ZM251 146V147H252ZM257 146H255V148L257 147ZM261 146H262V144H261ZM167 147V146H166ZM186 147V146H185ZM204 147V146H203ZM233 147H234V145H233ZM236 147H237V145H236ZM235 147V148H236ZM239 147V146H238ZM237 147V148H238ZM250 147V146H249ZM260 147V146H259ZM259 147H258V149H259ZM2 148H4V147H2ZM67 148V147H66ZM72 148V147H71ZM225 148V147H224ZM230 148V147H229ZM236 148V149H237ZM244 148V147H243ZM245 148H248V147H245ZM264 148V146L262 147V149ZM209 149V148H208ZM223 149V148H222ZM249 150H248V152L250 151V148H248ZM254 149V148H253ZM253 149H252V152L255 154V149H254V151H253ZM261 149V148H260ZM202 150V149H201ZM212 150H214V149H212ZM211 150V151H212ZM224 150V149H223ZM238 150V149H237ZM108 151V150H107ZM121 151V150H120ZM149 151H151V149L149 150ZM161 151V150H160ZM178 151V150H177ZM239 151H240V149H239ZM242 151H243V149H242ZM242 151H240V152H242ZM259 151V150H258ZM5 152V151H4ZM37 152V151H36ZM71 152V151H70ZM192 152V151H191ZM190 152V153H191ZM228 152V151H227ZM234 152H236V151H234ZM247 152V153H248ZM251 152V151H250ZM157 153V152H156ZM213 153H214V151H213ZM223 153V152H222ZM233 153V152H232ZM257 153V152H256ZM259 153V152H258ZM263 153H264V151H263ZM77 154H79V153H77ZM162 154V153H161ZM200 154V153H199ZM215 154V153H214ZM237 154V153H236ZM261 154V153H260ZM71 155V154H70ZM173 155V154H172ZM185 155V154H184ZM250 155H251V153H250ZM253 155V154H252ZM251 155V156H252ZM256 155V154H255ZM258 155V154H257ZM5 156V155H4ZM74 156V155H73ZM79 156V155H78ZM166 156V155H165ZM212 156V155H211ZM63 157V156H62ZM68 157V156H67ZM191 157V156H190ZM217 157V156H216ZM216 157H215V159H216ZM223 157V156H222ZM226 157V156H225ZM224 157V158H225ZM241 157V156H240ZM259 157V159L261 158L260 156H258ZM229 158H231V157H229ZM51 159V158H50ZM80 159V158H79ZM79 159H77L78 161H79ZM195 159V158H194ZM233 159V158H232ZM231 159V160H232ZM236 159V158H235ZM256 159H257V157H256ZM255 159V160H256ZM74 160H76V159H74ZM218 160V159H217ZM248 160V159H247ZM261 160H263L264 161V156H262V159ZM72 161V160H71ZM81 161V160H80ZM79 161V162H80ZM163 161V160H162ZM175 161V160H174ZM188 161V160H187ZM220 161H222V160H220L219 159V162ZM224 161V160H223ZM252 161H253V158H252ZM257 161H258V159H257ZM256 161V162H257ZM263 161H259V162H263ZM63 162V161H62ZM88 162V161H87ZM168 162V161H167ZM191 162V161H190ZM7 163V162H6ZM91 163V162H90ZM177 163V162H176ZM205 163V162H204ZM220 163H222V162H220ZM224 163V162H223ZM226 163V162H225ZM81 164V163H80ZM178 164V163H177ZM193 164V163H192ZM200 164V163H199ZM206 164V163H205ZM238 164V163H237ZM254 164V163H253ZM95 165V164H94ZM221 165V164H220ZM224 165V164H223ZM233 165V164H232ZM92 166V165H91ZM222 166V165H221ZM235 166V165H234ZM253 166H255L254 168L256 169V165L254 164ZM67 167V166H66ZM86 167V166H85ZM99 167V166H98ZM179 167V166H178ZM237 167V166H236ZM250 167H252V166H250ZM5 168V167H4ZM75 168V167H74ZM223 168V167H222ZM243 168V167H242ZM258 168H260V167H258ZM263 168V167H262ZM230 169V168H229ZM236 169V168H235ZM245 169V168H244ZM247 169V168H246ZM261 169V168H260ZM260 169H258V170H260ZM19 170V169H18ZM98 170V169H97ZM113 170V169H112ZM258 170H257V172H258ZM262 170V169H261ZM261 170L259 171V174H260V172H261ZM6 171V170H5ZM4 171V172H5ZM22 171V170H21ZM20 171V172H21ZM95 171V170H94ZM187 171V170H186ZM226 171V170H225ZM239 171V170H238ZM263 171V170H262ZM3 172V173H4ZM69 172V171H68ZM78 172H80V170L78 171ZM95 172H97V171H95ZM206 172V171H205ZM214 172H216V171H214ZM221 172V171H220ZM240 172V171H239ZM250 172V171H249ZM252 173H253V171H251ZM257 172H256V174H257ZM59 173V172H58ZM72 173V172H71ZM83 173V172H82ZM190 173V172H189ZM210 173H211V171H210ZM244 173V172H243ZM264 173V172H263ZM63 174V173H62ZM223 174H224V171H223ZM228 174V173H227ZM231 173H229V175H230ZM237 174H238V172H237ZM255 174V173H254ZM79 175V174H78ZM94 175V174H93ZM114 175V174H113ZM180 175V174H179ZM182 175V174H181ZM262 175V174H261ZM61 176H63V175H61ZM85 176V175H84ZM187 176V175H186ZM190 175H188V177H189ZM204 176V175H203ZM202 176V177H203ZM222 176V175H221ZM225 176V175H224ZM223 176V177H224ZM243 176V175H242ZM241 176V177H242ZM212 177V179H213V176H211ZM216 177V176H215ZM228 177V176H227ZM21 178V177H20ZM78 178H80V177H78ZM92 178V177H91ZM187 178V177H186ZM229 178V177H228ZM178 179V178H177ZM191 179V178H190ZM190 179H188L187 181H189ZM232 179V178H231ZM230 179V180H231ZM256 179V178H255ZM264 179V178H263ZM94 180V179H93ZM229 180V179H228ZM236 180V179H235ZM241 180V179H240ZM186 181V182H187ZM215 181H217V180H215ZM225 181V180H224ZM238 181V180H237ZM3 182V181H2ZM63 182V181H62ZM83 182H85V180L83 181ZM87 182V181H86ZM176 182H178V181H176ZM208 182V181H207ZM5 183V182H4ZM93 183V182H92ZM198 183V182H197ZM201 183V182H200ZM204 183V182H203ZM210 183V182H209ZM216 183V182H215ZM214 183V184H215ZM219 183V182H218ZM221 183V182H220ZM219 183V184H220ZM223 183V182H222ZM227 183V182H226ZM94 184V183H93ZM176 184V183H175ZM182 184V183H181ZM185 184V183H184ZM193 184H194V182H193ZM218 184V185H219ZM244 184V183H243ZM263 184V183H262ZM89 185H91V184H89ZM99 185V184H98ZM111 185H112V183H111ZM223 185V184H222ZM226 185V184H225ZM242 185V184H241ZM24 186H25V184H24ZM113 186V185H112ZM186 186V185H185ZM195 186H198L196 183H195ZM200 186V185H199ZM226 186H228V185H226ZM33 187V186H32ZM40 187H42V186H40ZM48 187V186H47ZM95 187V186H94ZM114 187V186H113ZM201 187H202V185H201ZM244 187V186H243ZM110 188V187H109ZM195 188V187H194ZM205 188H207V187H205ZM256 188V187H255ZM32 189V188H31ZM42 189V188H41ZM65 189V188H64ZM114 189V188H113ZM186 189V188H185ZM184 189V190H185ZM188 189V188H187ZM202 189V188H201ZM210 189V188H209ZM241 189V188H240ZM244 189H245V187H244ZM67 190V189H66ZM92 190V189H91ZM183 190V191H184ZM198 190V189H197ZM207 190V189H206ZM255 190V189H254ZM258 190V189H257ZM38 191V190H37ZM90 191V190H89ZM95 191H97V189L95 190ZM182 191V190H181ZM192 191V190H191ZM204 191V190H203ZM244 191H246V190H244ZM34 192V191H33ZM36 192V191H35ZM57 192V191H56ZM65 192V191H64ZM199 192V196H200V191H198ZM210 192V191H209ZM241 192V191H240ZM37 193V192H36ZM36 193H34L35 195H36ZM42 193V192H41ZM49 192H47V193H44L45 195L46 194H48ZM57 193H59V192H57ZM61 193H62V191H61ZM61 193H60V196H61ZM93 193V192H92ZM116 193V192H115ZM194 193H195V191H194ZM201 193H202V191H201ZM207 193V192H206ZM205 193V194H206ZM213 193V192H212ZM212 193H210V195L212 194ZM218 193V192H217ZM26 194V193H25ZM52 194V193H51ZM182 194H184V193H182ZM242 194V193H241ZM243 194H244V192H243ZM242 194V195H243ZM246 194H247V192H246ZM250 194V193H249ZM3 195V194H2ZM13 195V194H12ZM29 195H31V193L29 194ZM43 195V194H42ZM50 195V194H49ZM181 195V194H180ZM192 195H193V193H192ZM202 195V194H201ZM209 195V194H208ZM209 195V196H210ZM218 195V194H217ZM222 195H223V193H222ZM32 196H34V195H32ZM37 196H40V192H38L37 193ZM56 197H55V199L54 200H56V198H59V199H61L60 198V196H59V194L57 195H55ZM59 196V197H58ZM182 196V195H181ZM197 196V195H196ZM225 196V195H224ZM223 196V197H224ZM227 196V195H226ZM246 196V195H245ZM249 196V195H248ZM27 197V196H26ZM25 197V199H27ZM48 197V196H47ZM53 197V196H52ZM62 197V196H61ZM68 197V196H67ZM118 197V196H117ZM179 197V196H178ZM198 197V196H197ZM206 197V196H205ZM213 197V196H212ZM229 197V196H228ZM251 197V196H250ZM249 197V198H250ZM260 197V196H259ZM43 198H46V197H44V195H43ZM182 198H183V196H182ZM184 198H185V196H184ZM183 198V199H184ZM201 198V197H200ZM214 198V197H213ZM226 198V197H225ZM31 199V198H30ZM47 199V198H46ZM53 199V198H52ZM59 199H58V201H59ZM180 199V198H179ZM195 199V198H194ZM243 199V198H242ZM247 199V198H246ZM246 199H244V200H246ZM33 200V199H32ZM48 200H51V199H48ZM47 200V201H48ZM54 200H52V201H54ZM185 200V206H184V211L183 212H185V222L189 225L190 223H191V217H192V203H193V199L191 200V198H189V197H186V199H184ZM202 200H204V199H202ZM207 199H205V201H206ZM229 200V199H228ZM233 200V199H232ZM27 201V200H26ZM25 201V202H26ZM45 201V200H44ZM57 201V202H58ZM62 203H63V199L62 200H60ZM59 201V203H60V205L61 206H63L64 207V205H66V207H68L67 206V204L65 203H61ZM82 201V200H81ZM198 201V200H197ZM213 201V200H212ZM224 201V200H223ZM231 201V200H230ZM229 201V202H230ZM3 202V201H2ZM36 202H38V203H29V205L31 206V207H38V206H40V203H39V201H36ZM57 202L56 203H54L55 205L57 204ZM66 202H68L67 200H66ZM74 202V201H73ZM196 202V201H195ZM203 202V201H202ZM210 202V201H209ZM208 202V203H209ZM218 202V201H217ZM232 202V201H231ZM244 202V201H243ZM247 202H249L248 201V199H247ZM24 203V202H23ZM23 203H21V204H23ZM44 203V202H43ZM50 203V202H49ZM53 203V202H52ZM58 203V204H59ZM180 203H181V201H180ZM201 203V202H200ZM204 203V202H203ZM246 203V202H245ZM46 204V203H45ZM72 204V203H71ZM179 204V203H178ZM195 204V203H194ZM197 204H198V202H197ZM217 204V203H216ZM220 204V203H219ZM228 204V203H227ZM44 205V204H43ZM213 205V204H212ZM247 205H248V203H247ZM19 206V205H18ZM22 206H25V205H22ZM48 206V205H47ZM53 205H50V207L48 206V208L49 209H51V207H52ZM60 206V207H61ZM117 206V205H116ZM203 206V205H202ZM205 206V205H204ZM215 206V205H214ZM217 206V205H216ZM41 207H43V206H41ZM40 207V208H41ZM45 207V206H44ZM211 207V206H210ZM209 207V208H210ZM219 207V206H218ZM217 207V208H218ZM229 207V206H228ZM12 208V207H11ZM58 208V207H57ZM197 208V207H196ZM205 208H207V207H205ZM230 208V207H229ZM45 209V208H44ZM52 209H54V207H52ZM51 209V211H54V210H52ZM60 209V208H59ZM62 209V208H61ZM68 209V208H67ZM70 209V208H69ZM115 209V208H114ZM118 209V208H117ZM202 209V208H201ZM213 209V208H212ZM219 209V208H218ZM13 210H16V209H13ZM33 210V209H32ZM42 210V209H41ZM220 210H221V208H220ZM227 211L229 210V209H226ZM1 211V210H0ZM12 211V210H11ZM38 211V210H37ZM43 211V210H42ZM49 211V213H50V210H47V212ZM120 211V210H119ZM118 211V212H119ZM204 211H206V210H204ZM211 211V210H210ZM218 211V210H217ZM225 211V210H224ZM237 211V210H236ZM3 212V211H2ZM39 212V211H38ZM46 211H45V214L44 215H46V213H47ZM55 212V211H54ZM197 212L199 213V210L198 209H195V214H197ZM3 213H5V211L3 212ZM48 213V214H49ZM255 213V212H254ZM0 214H2V213H0ZM6 214H7V212H6ZM40 214V213H39ZM42 214H43V212H42ZM52 214V213H51ZM50 214V215H51ZM67 214V213H66ZM117 214V213H116ZM207 214H209V213H207ZM4 215V214H3ZM216 215V214H215ZM218 215V214H217ZM233 215H237V214H234L233 213ZM233 215H232V218H233ZM23 216V215H22ZM200 215H198V217H199ZM209 216H211V215H209ZM2 216H0V236L1 237H3V238H6L7 236H9L10 234H11V231L13 232V229L11 230L10 229V225L9 224H11V223H7V221L5 220V219H3V218H1ZM6 217V216H5ZM20 217H21V215H20ZM197 217V216H196ZM212 217V216H211ZM257 217V216H256ZM13 218V217H12ZM23 218V217H22ZM200 218H202V217H199V219ZM206 218V217H205ZM204 218V219H205ZM228 218H230V217H228ZM237 218V217H236ZM239 218V217H238ZM251 218V217H250ZM21 219V218H20ZM22 220V219H21ZM209 220H210V218H209ZM11 221V220H10ZM23 221V220H22ZM214 221V220H213ZM12 222H14V221H12ZM184 222V223H185ZM15 223V222H14ZM19 223V222H18ZM197 223V222H196ZM214 223V222H213ZM235 223V222H234ZM13 224V223H12ZM240 224V223H239ZM19 225V224H18ZM212 225V223L209 225V227ZM16 226V225H15ZM198 226H200V224L198 225ZM214 226V225H213ZM216 226V225H215ZM20 227V226H19ZM183 227V226H182ZM222 227V226H221ZM236 227V226H235ZM12 228V227H11ZM17 228V227H16ZM216 228V227H215ZM15 229V228H14ZM24 229V228H23ZM16 230V229H15ZM190 230V229H189ZM215 230V229H214ZM213 230V231H214ZM221 230V229H220ZM19 231V230H18ZM237 231V230H236ZM242 231V230H241ZM185 232V231H184ZM214 232H216V230L214 231ZM213 232V233H214ZM263 232H264V230H263ZM183 233V232H182ZM191 233V232H190ZM213 233H211V234H213ZM235 233V232H234ZM238 233V232H237ZM14 234V233H13ZM15 234H17V233H15ZM19 234V233H18ZM12 235V234H11ZM17 236V235H16ZM191 236V235H190ZM189 235H188V237H190ZM248 236V235H247ZM14 237V236H13ZM193 237V236H192ZM215 237V236H214ZM230 237V236H229ZM234 237V236H233ZM9 239H11V238H9ZM188 239V238H187ZM209 239H211V238H209ZM214 239V238H213ZM224 239H226V238H224ZM230 239V238H229ZM235 239V238H234ZM239 239V238H238ZM14 240V238H12V241ZM16 241H17V239H16ZM25 241V240H24ZM220 241V240H219ZM224 241V240H223ZM10 243H12L11 242V240L9 241ZM190 243H191V241H189ZM188 242V243H189ZM204 242H205V240H204ZM237 242V241H236ZM2 243H4V242H2ZM8 243V242H7ZM14 243H15V241H14ZM13 243V244H14ZM190 243L188 244V245H190ZM217 243V242H216ZM9 244V243H8ZM229 244V243H228ZM234 244V243H233ZM11 245V244H10ZM182 245V244H181ZM185 245V244H184ZM215 245V244H214ZM217 245H218V243H217ZM241 245V244H240ZM21 246V245H20ZM192 246V245H191ZM195 246H197V245H195ZM219 246V245H218ZM232 246V245H231ZM17 247V246H16ZM198 247V246H197ZM226 247V246H225ZM22 248H23V246H22ZM192 248H193V246H192ZM20 249V248H19ZM19 249L18 250H13V249H10L9 248V245H0V264H11L10 263V260H12L13 258H20L21 259V257L23 258V255L21 254V250L19 251ZM185 250V249H184ZM188 250V249H187ZM190 250V249H189ZM192 250V249H191ZM196 250V249H195ZM195 250H192L193 251V253L195 252ZM198 250V249H197ZM224 250V249H223ZM246 250V249H245ZM24 251H25V249H24ZM24 251H22V252H24ZM216 251V250H215ZM184 253H186L185 251H183ZM191 253V252H190ZM240 253V252H239ZM184 255V254H183ZM197 255H198V253H197ZM196 255V256H197ZM206 255V254H205ZM178 256V255H177ZM192 256V255H191ZM196 256H194V257H196ZM202 256H204V255H202ZM202 256H201V258H202ZM240 256H241V254H240ZM175 257V256H174ZM184 257V256H183ZM222 257V256H221ZM25 258V257H24ZM185 258L188 260L189 259V253L187 252V254L185 255ZM219 258V257H218ZM223 258V257H222ZM19 259V260H20ZM178 259V258H177ZM176 259V260H177ZM198 258L196 257V260H197ZM205 259V258H204ZM228 259V258H227ZM18 260V259H17ZM22 260V259H21ZM14 261V260H13ZM191 261H192V259H191ZM233 261V260H232ZM244 261V260H243ZM19 262H22V261H19ZM24 263H25V260L23 261ZM183 262V261H182ZM204 262V261H203ZM218 262V261H217ZM262 262V261H261ZM18 263V262H17ZM187 263V262H186ZM196 263V262H195ZM223 263V262H222Z\"/></svg>",
    "mask_w": 264,
    "mask_h": 264
}]
</instances>
